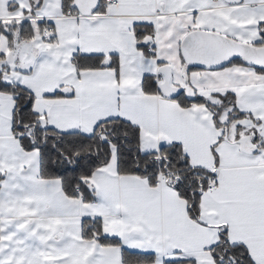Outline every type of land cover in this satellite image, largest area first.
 Listing matches in <instances>:
<instances>
[{
	"label": "snow or ice",
	"instance_id": "6c2138e0",
	"mask_svg": "<svg viewBox=\"0 0 264 264\" xmlns=\"http://www.w3.org/2000/svg\"><path fill=\"white\" fill-rule=\"evenodd\" d=\"M0 264H264V0H0Z\"/></svg>",
	"mask_w": 264,
	"mask_h": 264
}]
</instances>
